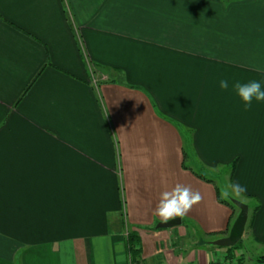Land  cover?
Returning a JSON list of instances; mask_svg holds the SVG:
<instances>
[{"label": "crops", "instance_id": "obj_1", "mask_svg": "<svg viewBox=\"0 0 264 264\" xmlns=\"http://www.w3.org/2000/svg\"><path fill=\"white\" fill-rule=\"evenodd\" d=\"M250 80L264 0H0V264L138 262L127 231L144 264L227 261L173 241L230 231L207 173L246 188L229 195L249 205L243 242L264 246V102L232 89ZM176 183L202 200L158 228Z\"/></svg>", "mask_w": 264, "mask_h": 264}, {"label": "clouds", "instance_id": "obj_2", "mask_svg": "<svg viewBox=\"0 0 264 264\" xmlns=\"http://www.w3.org/2000/svg\"><path fill=\"white\" fill-rule=\"evenodd\" d=\"M219 86L227 90L228 80L221 79ZM232 89L242 101L245 110L251 107L253 101L264 102V85L260 81L250 80L246 83L236 81L232 84ZM230 188L237 195L246 191V188L238 183L231 184ZM224 195L227 197L229 193L225 192ZM201 200L202 194L199 190H193L190 185L176 183L170 190L160 193L153 215L159 217L162 222H168L173 218L185 216Z\"/></svg>", "mask_w": 264, "mask_h": 264}, {"label": "rangeland", "instance_id": "obj_3", "mask_svg": "<svg viewBox=\"0 0 264 264\" xmlns=\"http://www.w3.org/2000/svg\"><path fill=\"white\" fill-rule=\"evenodd\" d=\"M207 176L210 178H213L216 181V183L218 184L220 191L224 197H225V195H224L225 192H228L229 195L233 194V192L230 188V184L228 182H224V177H225L224 174L223 175H217V174L207 173ZM229 195L225 198L226 199H232V197ZM128 232L129 231H127L126 235H128ZM173 241H176L175 243L178 246V250L180 249L181 251L185 247H189V245H192L193 247H199V246H204L205 244H207L204 242V240L197 238V235L195 234L194 231L193 232L189 231V234H187V237H185L183 239L176 238L175 240L173 239ZM209 245H211L213 247L215 246L213 244H209ZM240 251H241V253L245 254L244 264H255V260L257 259V257L264 255V246L257 245L253 240L243 242V246L241 245L240 249H238L234 252V257L232 259H228L227 261H229V262L230 261H237V257L241 255ZM138 258H139L137 260L138 262H136V263L137 264H140V263L144 264V262L140 259V256H138ZM227 261H220L217 264H223V263H226ZM130 263L131 262L129 261V264Z\"/></svg>", "mask_w": 264, "mask_h": 264}, {"label": "water", "instance_id": "obj_4", "mask_svg": "<svg viewBox=\"0 0 264 264\" xmlns=\"http://www.w3.org/2000/svg\"><path fill=\"white\" fill-rule=\"evenodd\" d=\"M231 201L239 208V213L236 216L228 235L218 238L212 242L213 245L229 248L235 246L244 236L247 221L249 218V205L232 198ZM182 222L181 217L173 218L168 222L158 223V228H170L180 225Z\"/></svg>", "mask_w": 264, "mask_h": 264}, {"label": "trees", "instance_id": "obj_5", "mask_svg": "<svg viewBox=\"0 0 264 264\" xmlns=\"http://www.w3.org/2000/svg\"><path fill=\"white\" fill-rule=\"evenodd\" d=\"M199 176L202 177V175H199ZM221 201L225 202L226 204H228L230 207L233 208V210H238L239 211V208L230 199L221 200ZM235 217L233 218V221L231 222V226H232V224H233V222L235 220ZM231 226L229 228H231ZM187 228H188V231H190V232L194 231L195 234L197 235V238H200L201 240H204V242L207 243V244H212V242L214 240L218 239L217 237L213 236V234H202L201 236H199L197 234L198 230L190 222H187ZM138 241H139V239L137 238L135 233L128 232V235H127L128 247L130 249V252L133 253L135 257H138L140 255V247H138V245H137ZM242 243H243V238L235 246L229 247V248H225L226 251H227V257L229 259H232L234 257V252L236 250L240 249V246L242 245ZM214 247L222 248V247H218V246H214ZM237 261L239 262V264H243L244 263V255L241 254L240 256H238L237 257ZM209 264H212V263H209ZM255 264H264V255L258 256L257 259L255 260Z\"/></svg>", "mask_w": 264, "mask_h": 264}, {"label": "built area", "instance_id": "obj_6", "mask_svg": "<svg viewBox=\"0 0 264 264\" xmlns=\"http://www.w3.org/2000/svg\"><path fill=\"white\" fill-rule=\"evenodd\" d=\"M130 264H137L132 258H131V260H130ZM228 262V263H227ZM226 263H223V264H238V262L237 261H227ZM140 264H142V263H140Z\"/></svg>", "mask_w": 264, "mask_h": 264}]
</instances>
